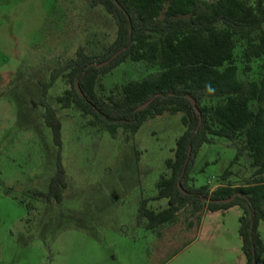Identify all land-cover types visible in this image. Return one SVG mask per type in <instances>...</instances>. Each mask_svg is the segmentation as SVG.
<instances>
[{"label": "rangeland", "instance_id": "1", "mask_svg": "<svg viewBox=\"0 0 264 264\" xmlns=\"http://www.w3.org/2000/svg\"><path fill=\"white\" fill-rule=\"evenodd\" d=\"M116 34L113 18L92 0H0V264H247L240 207L206 210L200 222L183 211L156 231L140 221L144 200L155 212L168 207L166 199L152 198L185 131L181 114L157 116L135 136L120 130L114 137L58 102L71 89L65 78L46 89L79 48L99 55ZM260 63L247 76L258 78ZM156 71L128 60L99 79L97 92L107 99L117 86ZM44 99L62 122L60 146ZM236 154L234 143L214 138L200 149L191 184L212 191L245 185L255 169L248 152L231 165ZM59 158L67 187L61 202L40 196L50 191ZM259 232L264 241L263 222Z\"/></svg>", "mask_w": 264, "mask_h": 264}, {"label": "trees", "instance_id": "2", "mask_svg": "<svg viewBox=\"0 0 264 264\" xmlns=\"http://www.w3.org/2000/svg\"><path fill=\"white\" fill-rule=\"evenodd\" d=\"M92 6L103 7L113 18L115 39L99 55L79 48L74 59L54 70L46 89L65 78L71 89L58 102L64 108H77L91 118L93 126L114 137L120 130L135 136L157 116L181 114L185 131L177 139L174 157L166 161L170 174L160 177L158 193L152 198L166 199L168 207L155 212L144 200L140 221L147 219V228L156 231L183 211L200 222L206 210L240 207L239 234L247 264L254 260L264 264V241L259 232L264 223V0L253 4L249 0H92ZM128 60L154 66L157 71L117 86L107 99L101 97L99 79ZM107 61L108 65L101 66ZM258 61L259 77L247 76ZM47 93L45 90L44 95ZM188 97L195 100L196 107ZM147 102L145 109L137 111ZM42 103L46 123L60 146L62 122L46 99ZM214 138L234 143L237 154L231 165L249 153L255 170L245 185L227 184L212 191L208 185L191 184L194 161ZM58 167L50 191L40 192V196H53L61 202L62 189L67 187L60 158ZM230 173L227 168L223 179ZM180 178L185 192L178 185ZM232 198L228 204L215 202Z\"/></svg>", "mask_w": 264, "mask_h": 264}, {"label": "water", "instance_id": "3", "mask_svg": "<svg viewBox=\"0 0 264 264\" xmlns=\"http://www.w3.org/2000/svg\"><path fill=\"white\" fill-rule=\"evenodd\" d=\"M120 53H117L116 55L113 56V58L110 60L112 61L113 59L117 58V56L119 55ZM110 61H107L103 64H101V66H106L109 64ZM76 86H77V89L81 92L80 90V87H79V83L77 82L76 83ZM82 94V93H81ZM189 100L192 102L193 106L196 107V102L193 98L191 97H188ZM150 104V102H147L145 104H143L142 106H140L137 111H141L143 109H145L148 105ZM191 154H192V147L189 148V153H188V158H187V163L189 162L190 158H191ZM184 175V172L182 173V176ZM179 187H180V190L185 192V190L181 187V178L179 180V183H178ZM235 198H232V199H226V200H217L215 201L217 204H228V203H231ZM253 264H257V261L254 260V263Z\"/></svg>", "mask_w": 264, "mask_h": 264}]
</instances>
